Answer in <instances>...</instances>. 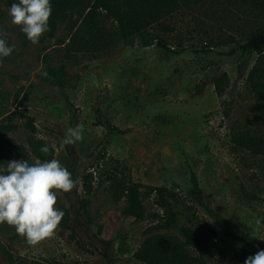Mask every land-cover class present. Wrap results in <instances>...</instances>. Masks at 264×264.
<instances>
[{
    "label": "rangeland",
    "instance_id": "374dc122",
    "mask_svg": "<svg viewBox=\"0 0 264 264\" xmlns=\"http://www.w3.org/2000/svg\"><path fill=\"white\" fill-rule=\"evenodd\" d=\"M181 3L110 52L67 61L55 45L63 25L33 45L11 23V6L0 2V32L14 46L0 59V121L16 125L8 137L31 164L37 159L28 139L42 140L79 181L71 192H57L55 207L67 222L37 247L0 224V264H106L103 253L113 264H143L133 254L163 214L152 188H161L176 219L159 233L181 240V227L213 231L209 264H244L264 250V157L234 145L240 133L264 134L247 85L257 56L239 50L250 33L264 29V13L252 0ZM223 74L228 100L214 89ZM77 125L83 139L61 147ZM5 157L16 160L10 151Z\"/></svg>",
    "mask_w": 264,
    "mask_h": 264
},
{
    "label": "trees",
    "instance_id": "16d2710c",
    "mask_svg": "<svg viewBox=\"0 0 264 264\" xmlns=\"http://www.w3.org/2000/svg\"><path fill=\"white\" fill-rule=\"evenodd\" d=\"M11 6L18 0H0ZM256 8L264 13V0H252ZM52 13L49 18V28L54 29L57 24L63 25L62 34L55 40V45L62 46L63 59L75 60L80 54H106L120 41L127 42L141 32L158 24L165 16L177 9L181 0H50ZM1 16V12H0ZM243 53L249 52L257 56L255 65L247 77V85L256 101L259 117L264 121V29H258L248 35L246 41L239 46ZM225 77L223 74L214 81L217 97L224 96ZM51 78L56 85L59 79L54 73ZM0 95V105H1ZM21 117H26L25 125L33 129V119L20 112ZM16 125L8 121H0V167H6L5 153L15 154L16 160H26L25 148L9 139L8 134ZM32 154L37 160H51L53 149L49 146V153L45 155L40 151L45 145L42 140L28 139ZM234 145L256 156L264 157V134L261 136L243 132L234 138ZM91 175L83 177L85 193L91 191ZM193 192L198 202H201V190L196 180H192ZM160 200L163 214L160 222L155 227L148 228L147 237L133 254V258L143 264H209V257L214 247L209 241L213 231L209 228L181 227L179 233L181 240L158 230H170L176 223L175 214L164 199L161 188H152ZM87 201L81 204L83 216H87ZM67 214L62 222H67ZM10 228L15 234L14 227L1 224ZM17 235V234H16ZM19 236V235H18ZM244 241V237L240 238ZM106 264L113 261L103 253Z\"/></svg>",
    "mask_w": 264,
    "mask_h": 264
},
{
    "label": "clouds",
    "instance_id": "9594fccd",
    "mask_svg": "<svg viewBox=\"0 0 264 264\" xmlns=\"http://www.w3.org/2000/svg\"><path fill=\"white\" fill-rule=\"evenodd\" d=\"M51 13L50 0H18L8 11L11 23L20 26V31L33 45L49 30ZM13 51L14 46L8 45L6 34L0 32V59ZM222 99L229 97L225 94ZM82 139V125L69 127L61 147ZM40 151L47 155L49 146L45 144ZM78 183L57 159L36 160L32 164L26 160L7 162L6 167H0V224L14 227L28 246L37 247L55 235L64 216L63 211L55 207L57 192H71ZM255 223L260 225L261 221L257 219ZM244 264H264V250L248 256Z\"/></svg>",
    "mask_w": 264,
    "mask_h": 264
}]
</instances>
